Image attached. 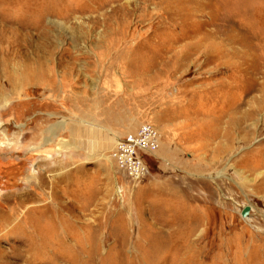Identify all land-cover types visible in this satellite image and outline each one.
Wrapping results in <instances>:
<instances>
[{
  "label": "rangeland",
  "instance_id": "374dc122",
  "mask_svg": "<svg viewBox=\"0 0 264 264\" xmlns=\"http://www.w3.org/2000/svg\"><path fill=\"white\" fill-rule=\"evenodd\" d=\"M0 264H264V0H0Z\"/></svg>",
  "mask_w": 264,
  "mask_h": 264
},
{
  "label": "built area",
  "instance_id": "2783aa9c",
  "mask_svg": "<svg viewBox=\"0 0 264 264\" xmlns=\"http://www.w3.org/2000/svg\"><path fill=\"white\" fill-rule=\"evenodd\" d=\"M160 144L161 136L155 128L143 124L117 141L112 157L119 170L133 181H141L149 174L143 156L156 155Z\"/></svg>",
  "mask_w": 264,
  "mask_h": 264
},
{
  "label": "water",
  "instance_id": "95a60500",
  "mask_svg": "<svg viewBox=\"0 0 264 264\" xmlns=\"http://www.w3.org/2000/svg\"><path fill=\"white\" fill-rule=\"evenodd\" d=\"M249 213V208H245L244 212H243V216L246 218V216Z\"/></svg>",
  "mask_w": 264,
  "mask_h": 264
},
{
  "label": "crops",
  "instance_id": "0c3cea01",
  "mask_svg": "<svg viewBox=\"0 0 264 264\" xmlns=\"http://www.w3.org/2000/svg\"><path fill=\"white\" fill-rule=\"evenodd\" d=\"M161 152L162 153L164 152V146H161Z\"/></svg>",
  "mask_w": 264,
  "mask_h": 264
},
{
  "label": "bare ground",
  "instance_id": "6f19581e",
  "mask_svg": "<svg viewBox=\"0 0 264 264\" xmlns=\"http://www.w3.org/2000/svg\"><path fill=\"white\" fill-rule=\"evenodd\" d=\"M249 212H250V209H249ZM249 214V213H248ZM4 228V227H3ZM3 262V261H2Z\"/></svg>",
  "mask_w": 264,
  "mask_h": 264
}]
</instances>
